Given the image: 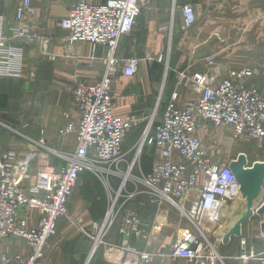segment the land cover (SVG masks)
<instances>
[{"label":"built area","instance_id":"built-area-1","mask_svg":"<svg viewBox=\"0 0 264 264\" xmlns=\"http://www.w3.org/2000/svg\"><path fill=\"white\" fill-rule=\"evenodd\" d=\"M142 1L107 0L103 4H91L82 0L60 21V28L68 34L69 49L88 44L95 54L99 47L105 48L104 71L98 82L79 81L75 87L80 123L68 120L59 131L60 136L77 134L76 151L62 156L67 166L56 169L40 162L34 181L31 179L28 183L30 165L36 156L42 161L49 156L48 150V156L42 153L46 149L44 140L34 143V155L16 159L15 163H8V157L0 158V239H20L29 251L13 257L3 256L0 264H43L46 245L56 234L58 222L67 213L68 202L85 171L92 172L106 186L113 183L111 178L120 180L114 189L110 210L103 221L92 225L94 251L104 245L109 247V255L125 259L128 264H168L178 260L208 264L212 259L201 240L204 237L201 225L208 222L210 226H220L223 219L231 216L233 205L242 195L229 164L216 163L205 151L199 131L209 122L213 127L229 128L234 139L264 142V95L249 86V80L254 77L251 69L230 70L217 83L206 74L190 76L183 72L178 86L191 88L197 98L181 107L178 105L180 94L174 92L161 122L148 126L140 143L131 149L133 156L129 154L131 150L124 153L123 147L136 119L116 115L114 82L121 74L134 77L142 60L120 59L117 50L121 40L134 32L142 13ZM181 8L186 27H192L196 21L192 6L185 4ZM29 11L31 0H22L16 9V19L22 21ZM162 31L172 39V28H162ZM15 32L27 44L36 39V35L23 29ZM42 44L41 51L47 54L50 41L45 39ZM164 54L161 53L160 62L164 61ZM23 57L24 49L8 45L0 28V76L22 78ZM146 146L156 148L160 162L149 174H133L134 168L140 166ZM130 186H133L131 190ZM120 197L125 200L117 207ZM137 198L141 199V206H151L158 213L166 204L171 205L179 211L181 221L186 219L199 227V233L179 231L167 251H155L152 235L147 233L149 226L133 206ZM26 209L38 212L37 224L30 225L24 213ZM162 215L161 230L168 223V214ZM115 225L122 237L120 246L105 242ZM133 237L142 239L144 249L130 243ZM241 249L240 259L245 263L264 264V251L249 249L245 238L241 239Z\"/></svg>","mask_w":264,"mask_h":264},{"label":"crops","instance_id":"crops-1","mask_svg":"<svg viewBox=\"0 0 264 264\" xmlns=\"http://www.w3.org/2000/svg\"><path fill=\"white\" fill-rule=\"evenodd\" d=\"M21 1L0 0V28H2L3 37L8 45H17L24 49L23 77L13 80L21 84H29L27 90L33 95L36 93V101L40 104L38 105L40 113L38 124L35 123L30 127L28 123H25L22 129L26 132L30 127L29 134L33 137H31L32 139L47 141L52 150V165L60 168L66 164V160L62 156L71 155L77 149V134L60 136V128L66 122L67 115H69L68 120L70 119L77 125L81 120L80 114L74 106L72 108L67 104L66 107L71 109L64 110L61 99L65 98V88L71 87L69 85L75 75L76 83L72 91L74 99V90L79 81L91 84L98 82L103 75V58L106 55V50L99 47L93 54L92 48L88 44L73 49L68 48V34L60 28V21L66 18L75 5L82 0H31V11L25 14L22 21H18L16 9ZM85 1L91 4H103L107 0ZM185 4L192 6L196 18L194 25L190 28L185 25V15L181 8ZM142 5V13L137 20L134 32L129 36V40L126 39L120 44L117 50L118 58L126 60L134 57L127 56L126 51L133 53V44L138 42L139 34H142L146 35L145 47L149 56L156 55L158 57L166 47L173 51L174 57L172 54L170 60L172 71L206 74L213 77L211 79L217 83L227 77L230 70L251 68L254 71V77L249 81V86L264 94V0H143ZM162 28L173 29L175 39L173 37L171 43L169 38L165 37L168 33L162 31ZM16 29H23L36 35L35 41L27 44L26 41L17 37ZM45 39L50 41L47 54H43L41 51ZM91 60H96V62L92 63ZM31 74H34L35 77L33 78ZM38 75H42L43 79L40 78L38 81ZM159 76L158 66L145 59L142 60L138 73L134 77H127L123 74L116 77L114 82L116 115L124 118L137 116L139 121L143 122L154 112L157 101L161 100V103L164 104L162 113L159 114L158 109L155 110V118L159 117V120L155 119V121L159 124L173 92L180 93L178 105L181 107L196 99L194 97L197 94L192 89L182 90L176 86L175 75L167 87V91L160 98L162 87ZM0 79L8 82L10 78L0 76ZM167 80L168 75L166 74L164 86L168 84ZM51 83H54L52 95L48 91ZM12 94L17 97L19 94L23 95L19 92ZM42 96L50 101L49 105L46 101L43 103L39 99ZM209 129L211 127L204 125L199 131V135L203 136V131ZM26 136L28 137V135ZM7 137V135H2L0 130L1 158H9L11 152L16 154V150L12 148L8 150L3 146L15 141V138L8 137L7 139ZM21 156L15 155L16 159ZM146 172L149 174L151 170ZM97 188L98 185H96ZM133 206L144 221V208H138L136 203ZM150 209L155 214V209ZM106 212L99 220H91L87 223L84 221L83 226H89L90 230V226L94 222L103 221ZM26 214L33 223L37 222L38 212L27 211ZM109 240L115 246L121 245L122 237L119 235L117 227L112 231ZM136 241L134 237L130 239L133 246L145 247L144 243L138 245ZM90 244L88 241L89 249ZM98 258L99 255L95 258L94 263ZM174 263L169 261L168 264ZM46 264L48 263L46 262ZM106 264L128 263H125V259H123L117 263Z\"/></svg>","mask_w":264,"mask_h":264},{"label":"rangeland","instance_id":"rangeland-1","mask_svg":"<svg viewBox=\"0 0 264 264\" xmlns=\"http://www.w3.org/2000/svg\"><path fill=\"white\" fill-rule=\"evenodd\" d=\"M165 37H168L170 43L173 40L174 34L172 35V39L169 34ZM145 38L146 35L139 34L138 42L133 44V53H129L126 51L127 56H134L136 58H140L141 60H147L149 63H154L159 68V79L161 84V92L159 97L167 91V87L171 83L173 76L175 75L176 86H178V78L181 73H186V71H172L171 70V56L173 51H170L169 48H165L163 51L165 54V59L163 62H160V54L158 57L156 55L149 56L147 48L145 47ZM126 39H130V37H125L121 40L120 44ZM167 39V38H166ZM175 39V37H174ZM168 41V39H167ZM169 42V41H168ZM85 45V44H84ZM166 45V43H165ZM120 46V45H119ZM103 49V48H102ZM174 57V54H173ZM172 57V59H173ZM210 59V58H205ZM159 62H158V61ZM92 63L95 61H90ZM173 67V66H172ZM170 68V69H169ZM174 68V67H173ZM254 68V67H253ZM251 69V68H244ZM239 70V69H235ZM252 70V69H251ZM253 71V70H252ZM50 73V72H49ZM254 73V71H253ZM168 75V80L166 86L165 85V75ZM187 75H194L188 74ZM196 74V73H195ZM8 82L6 80L0 79V130L2 131V135H7L9 138H15V141L11 142L12 144L3 145L7 147L8 150L10 148L16 150L15 152H11V156L7 159L8 163H15L16 157L15 155L21 156L17 159H24L28 157L30 154H33L35 150L34 143L37 140L32 139L33 137L29 134V129L31 125L38 124V116L39 110L36 98L37 95L34 93H30L27 90L29 84L18 83V81L13 80L14 78L9 77ZM40 78L43 79L42 75H38V81ZM213 78V77H211ZM16 81V82H15ZM250 81V80H249ZM20 82V81H19ZM215 82V81H214ZM76 80L75 75L73 76V81L71 82V87L68 89L65 88L64 95L65 98H62L63 108L64 110H69L71 108H67L66 105L77 108L75 99H73L72 91L75 86ZM49 85L48 91L53 94V85L51 83ZM249 84V82H248ZM63 85V84H62ZM22 86V87H21ZM26 87V89H25ZM65 87V86H64ZM182 90H190L191 88H182ZM180 89V90H181ZM27 90V91H26ZM13 92L25 93L23 95L19 94V97L14 96ZM177 92V91H175ZM174 93V92H173ZM180 94V93H179ZM264 95V94H262ZM194 98H197L195 96ZM39 99L44 103L45 101L50 104V101L46 99V97L42 96ZM42 103V104H43ZM74 104V105H73ZM159 114L162 113L164 109V104L161 103V100H158L155 105V110ZM150 114L146 120L140 122L137 116H133L132 118L136 119V124L130 134L127 137L126 143L123 147V152L128 153L132 148L136 147L140 141L142 140V136L144 135L148 126H155L156 121L159 120L155 118V111ZM66 112V111H65ZM69 115L66 116V122L68 121ZM156 119V121H155ZM70 120V119H69ZM66 122L61 126L60 129L64 127ZM28 123L29 128L25 132L22 128H24V124ZM207 125L211 127L208 131H203V136H200L203 142V146L205 151L214 159L216 163L227 165V164H235L239 169H253L259 168L256 171L255 178L260 183L259 184V192L256 198L253 200L251 205V209L247 206V202L241 197L234 205L232 209L231 216L223 219L220 226H210L207 223H202V228L204 229V237L201 238L204 245L206 246L205 252L206 254H212V259L208 264H258L257 262H249L245 263L240 259L241 255V239L245 238L247 240L248 248H254V250L258 253L264 251V142L262 141H253V140H238L234 139L232 132L229 128H217L213 127L211 123L206 122L202 125ZM202 129V128H201ZM200 129V130H201ZM28 135H24V133ZM206 134V135H205ZM217 136V138H216ZM7 137V139H8ZM32 137V138H31ZM17 139V140H16ZM44 140L46 143V149L42 151V153L46 156H49L44 161L41 158L36 156L35 160L31 163V174L26 179L28 183H31L30 180L35 177L38 173L40 162L47 163L51 167H55L52 165V150L48 146L47 141L45 139H40L38 141ZM9 141V140H8ZM136 143V144H135ZM135 144V146H134ZM31 147V148H30ZM48 150V151H47ZM133 150V149H132ZM130 151L129 154L133 156V151ZM10 153V152H9ZM34 155V154H33ZM46 156H43L46 157ZM1 158V157H0ZM140 166L139 164L134 168L133 174H139V172L147 173L153 169V167L160 162L159 153L157 152L155 147L146 146L143 150V154L140 157ZM129 162V161H128ZM65 164V163H64ZM67 161L65 166H67ZM62 166L60 168H63ZM59 169L58 167H55ZM84 174V175H83ZM79 179L78 186L76 187L73 196L68 202L67 205V213L59 220L58 228L56 234L48 241L45 249V257L43 264H106V263H117V257H111L112 254L109 255L108 248L105 246H100L95 250V242L92 240L91 236L93 235L92 225L94 222L88 227H84V221L87 223L91 220H99L103 217L106 210H110V203L112 198L115 196L114 189L119 185V179L111 178L110 180L113 183L108 186L102 183V180L95 176L90 171H85ZM32 176V178H31ZM92 176V177H91ZM87 177V179H85ZM24 184H27L26 182ZM96 185L98 188L96 189ZM133 186H130L131 190ZM98 190V191H96ZM128 193H124L126 195ZM91 197V198H90ZM91 199V200H90ZM89 200V202H88ZM124 198L120 197L116 205L118 207L122 206L124 203ZM143 200V199H142ZM136 205L138 208H144V223L148 225L147 233L152 235L153 239V249L155 251H167L173 242L176 239V235L179 231L188 230L193 233H199V227L193 225L188 220L184 219L181 221L179 211L172 207L171 205L166 204L163 208V211L157 212L155 209V214L153 213L151 206H141L139 203L141 202L140 198L135 199ZM132 202H129V204ZM128 205V204H126ZM125 205V206H126ZM154 209V208H153ZM27 211H35V210H25V216L28 217V221L30 225H35L37 222L33 223L30 217L26 214ZM251 211V212H249ZM37 212V211H36ZM166 212L168 215V223L161 230V233L157 232V218L159 216L163 217V213ZM30 213V212H29ZM28 213V214H29ZM121 215V214H120ZM242 219H247L243 221ZM81 220V223H80ZM38 221V219H37ZM242 222L239 224V222ZM148 223V224H147ZM81 225V226H80ZM116 225L114 226V228ZM159 228V227H158ZM201 229V228H200ZM237 229H240L241 237L237 238L235 236L230 237V241L226 244L223 241V238H227L230 232H236ZM113 231V230H112ZM111 231V233H112ZM105 238V242L109 244L110 235ZM137 240V239H136ZM141 241H136L138 245L143 244ZM89 241L90 249L87 245ZM144 245V244H143ZM88 247V248H87ZM136 247V246H135ZM139 248V246H138ZM144 249V248H139ZM29 251L27 249V245L21 241L20 239H0V259L3 256L13 257L16 254H28ZM99 255L97 262L94 263L95 258ZM106 255V256H105ZM106 257V260H105ZM122 261V260H121ZM158 263V262H157ZM174 264H189L184 260H178Z\"/></svg>","mask_w":264,"mask_h":264},{"label":"water","instance_id":"water-1","mask_svg":"<svg viewBox=\"0 0 264 264\" xmlns=\"http://www.w3.org/2000/svg\"><path fill=\"white\" fill-rule=\"evenodd\" d=\"M229 166H230V169L232 170L233 174L235 175L238 184L240 185V192H241L243 199L247 202V206L249 207V209H251V207L249 205H251L253 200L258 195L259 188H260L259 187L260 183L255 178L256 171L259 168L239 169L236 167L235 164L233 165L232 163ZM249 212H251V211H249ZM242 220L245 221L247 219H245V220L242 219ZM242 222L240 221L239 224ZM239 230L240 229H237L236 232L232 231L227 236V238H223L224 243L227 244L230 241V237H232V236L240 238L241 234H240Z\"/></svg>","mask_w":264,"mask_h":264},{"label":"bare ground","instance_id":"bare-ground-1","mask_svg":"<svg viewBox=\"0 0 264 264\" xmlns=\"http://www.w3.org/2000/svg\"><path fill=\"white\" fill-rule=\"evenodd\" d=\"M31 148V147H30ZM157 224L159 225V228L157 227V232H158V234L161 232V227H163L164 226V217H162V216H159L158 218H157Z\"/></svg>","mask_w":264,"mask_h":264}]
</instances>
